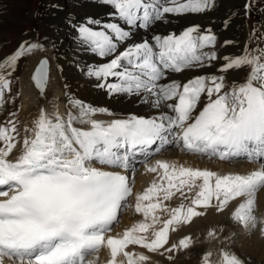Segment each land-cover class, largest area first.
Masks as SVG:
<instances>
[{"label":"snow or ice","instance_id":"obj_1","mask_svg":"<svg viewBox=\"0 0 264 264\" xmlns=\"http://www.w3.org/2000/svg\"><path fill=\"white\" fill-rule=\"evenodd\" d=\"M92 2L111 8L107 20L89 16L74 24L69 21L77 47L107 60L99 66L86 65V76L98 81L94 87L109 96L143 99L153 115L131 114L102 122L92 117L114 113L73 98L70 107L76 111L67 120L58 113L49 116L44 109L39 111L32 128L25 129L21 153L15 159L9 157L20 143L17 126L11 120L10 127L0 126V264L6 259L11 264H94L89 257L102 247L110 252L109 264H148L149 255L137 256L130 248L138 246L159 255L187 250L194 246L191 238L170 244V231H179L209 210L224 214L241 199L244 202L230 213L232 230L227 239L215 231L208 236L233 248L223 251V264H245L234 252L235 229L264 239V216L256 214V194L264 189V48L259 47L264 32L250 33L257 42L254 52L245 45L241 55L224 56L217 73L180 83L170 76L211 67L219 58L211 28L202 31L193 25L180 34L153 33L150 39L129 41L137 32L147 33L158 23L170 22L169 15L212 11L216 0ZM250 10L246 0V15ZM229 23L226 18L225 30ZM232 43L226 41L225 46ZM37 48L22 43L0 62V107L2 90L10 88L3 70L10 69V77L18 61ZM244 69L250 71L242 82L226 83L228 73ZM47 76L45 59L32 77L41 94ZM168 146L226 163L245 158L260 169L218 174L161 161L147 167L142 159L139 162L145 163L147 172L162 170L159 182L135 196V212L145 222L117 237L109 236L134 195V181L127 173L135 172L136 158H147ZM177 194L190 203L169 209L164 202ZM158 211L168 218L161 220ZM211 256V252L205 254L204 264H212Z\"/></svg>","mask_w":264,"mask_h":264},{"label":"bare ground","instance_id":"obj_2","mask_svg":"<svg viewBox=\"0 0 264 264\" xmlns=\"http://www.w3.org/2000/svg\"><path fill=\"white\" fill-rule=\"evenodd\" d=\"M56 1L62 3V1L64 0H56ZM68 1L77 2V0H68ZM83 1L87 2L86 8L88 11H90L89 15H91V17H98L101 18L102 20L108 19L107 14L112 11L110 7L93 3L92 0H82V2ZM219 1L226 4V11L224 12L223 16L217 18L215 15V10L217 8L216 6L217 5L219 6L218 3ZM219 1L216 0L215 8L212 11L206 12L205 14H195L194 16L196 17V19L192 23L182 21L180 20L181 19L180 17L175 18L176 15H169L168 20L170 22L158 23L157 25H160L159 28H157L156 25L153 29H151V31H148L147 33L143 31L137 32L134 41H129V43L138 42L142 38L150 39L153 33H157L162 36L170 33L180 34L184 29L193 25L200 26L202 31L211 28L214 34L215 35L217 34L216 36L218 42L216 41L215 44V51L217 53L218 51L216 49V46L217 43L218 45L220 43L218 38L220 36L219 34L222 35V40L224 41L222 43V46H219V54H218L219 58L216 61L212 62L211 67H207V66L204 67L205 70L203 71L201 70H197V71L191 70L189 72L185 71L183 73L174 74L170 76V79L176 80L180 83H184L187 82V80L199 75L217 73L219 66L223 63L222 58L224 56L228 55L235 57V56H239L240 54L241 51L240 49L242 47L241 41L243 40V35H244V27H243L244 18L239 17V14H237L236 10L234 11L235 9L234 5L237 3H242L243 6L246 5V0H219ZM74 6H75L74 4L71 5L73 9ZM67 13L68 12L64 10V7L58 8L56 14L58 17L57 19L59 20L62 19L63 17L66 16ZM235 13L238 15V17H234ZM85 18H83L80 21H83ZM226 18L230 20V23L227 29L225 30L223 22L225 21ZM47 19L49 20L50 17L48 16ZM53 21L55 22V20ZM57 34H58L57 35L58 40L57 41L55 40L54 44L52 45V47L54 48L52 54H53V58L55 59L54 61L55 65L59 67L61 71V75L63 77L62 79L63 88L60 85V82L57 80L56 77L57 75H55V70H54L55 66L53 65L52 76L50 79L48 92H47V96H49L51 92L55 94L53 105H50L49 103L46 104V102L40 101L38 99V93H37L38 91L34 88V86L32 85L29 79L35 64L41 57L42 53L40 51L34 50L32 53H28V55L26 54L23 58H21L18 61L16 70L12 72L10 77L7 75L10 69L6 67L3 70L6 78L9 79V82L11 80L14 81L18 80L21 82V87L19 89V92L21 94L23 116L24 115L32 116L35 117L36 119L39 114V111L41 109H44L49 116H53L55 113H58L62 118L68 117V115L67 116L63 115V113L67 111L65 110V108L69 109V112L67 111V114L75 113L76 111L74 108L70 107V101L73 98H79L81 101L87 103L88 105L95 106L98 108L109 109L111 110L112 113H114V115L97 114L94 117H92L93 119L102 122H109L112 119H116V118H126L127 115H131V114H135L138 117H150L153 115L154 110L151 109L149 107V104L146 103L143 99H138L136 97L128 98L122 95L109 96V94L106 91L94 87V85H96L98 81L88 78L86 76L85 66L88 64H94L99 66L107 62V60L97 58L95 55L87 54L81 50H80V54H72L73 57H70L71 54H67L65 52L68 46V42L64 38L65 32L58 29ZM73 36H76V33L74 31H73ZM226 41H233L234 43L225 46ZM23 44H25L26 46L31 44L37 45L35 39L27 40L23 42ZM123 48L124 46H121L120 50L122 51ZM8 56L3 58L0 57V62H2ZM81 69H84V71H81ZM244 71L245 70L228 73L227 82L231 83L234 80H238V82H242L241 81L242 77L243 79H245L246 77L244 76V74H246L244 73ZM240 77L241 79H239ZM75 80H79L80 81L79 84H75L74 83ZM164 82H168V81H164ZM56 103L57 105H55ZM4 109L5 107L3 104V106L0 107V122L4 121L5 122L4 124H6V122H8L9 120L7 121V119L5 120L3 119V117L8 116L9 113L4 111ZM16 122L17 121L15 120V123ZM4 124H0V126L10 127V125H4ZM75 126L86 127L80 124H76ZM16 157L17 156H12L9 157V159H15ZM160 160L167 161L170 164H175L177 166H186V167H192L194 169L198 168L201 170H211L217 172L218 174H227V173L248 174L253 170L260 169V165L254 163L241 165V163L237 164V163L221 162L218 159L209 158V160H206L204 157H201L199 155L188 154L184 152L182 149H178V148L176 151H171L167 156H161ZM155 164H156V160L153 159L150 163L147 164V167L154 166ZM96 166L100 167L99 165ZM161 174H162V170H160V172H158L157 174L147 172L146 165H143L140 174L133 178L134 195L131 198L132 202L136 203L135 200L136 195L143 194L147 190V188L152 185L153 182H158L157 178ZM256 196H257L256 214L258 216H263L264 189L258 191ZM164 203L169 209H171L180 206L182 203L185 206H187L190 203V201L182 200L179 197V194H177L170 201ZM239 203H241V200L233 202L229 210L224 214H220V215L209 210L206 215L194 218L190 224L180 226L179 231H175V230L170 231L169 234L170 244L178 243V241L183 238H191V240L194 242V246H190V248L187 250L174 251L171 254L164 252L165 255H167V258H169L170 264H191L190 260H192L193 263L195 260L199 261L200 258L204 262L203 258L205 254L208 252L212 253L211 256L212 264H220L219 259L222 258V255L220 254L222 252L221 246L223 245H221L219 240L212 242L211 238L208 236V233L210 231H215L217 236H221V233L226 234L227 232L231 231L232 221L229 219V216L230 213L235 210V208L238 206ZM157 215L160 216L161 220L168 218L166 214H160L159 211L157 212ZM123 219L125 220V223H123L124 231L131 229L138 223L145 222L143 215L136 213L134 208L130 214H127L126 216L121 218L122 222ZM235 231L240 232V229L237 228V230ZM236 238H237V242L240 243V246L237 243L234 252L239 256V258H241L243 261L247 262L248 264H264V239H260L258 234L250 236L251 239L249 241L246 240L247 236L244 234H240ZM222 239H226V237L223 236ZM253 243H256L257 245H254L252 247V249H254L255 252L252 255L250 253L252 251L250 248ZM225 249H227L228 251H233V249H228V247ZM130 250L134 252L137 256L140 254L149 255L150 260L148 264H161L159 258L161 256L159 254L148 253L146 250L141 249L138 246L131 247ZM103 253L104 254L107 253V256L110 259V255L108 251H103ZM177 254L178 256H176ZM175 256L177 257V259H175ZM183 260L186 261L183 262ZM5 264H11V262L5 261Z\"/></svg>","mask_w":264,"mask_h":264},{"label":"rangeland","instance_id":"obj_3","mask_svg":"<svg viewBox=\"0 0 264 264\" xmlns=\"http://www.w3.org/2000/svg\"><path fill=\"white\" fill-rule=\"evenodd\" d=\"M81 2L82 0H79V1L77 0V2L64 0L62 1V3L57 2L56 0H0V57L3 58L8 55H11L12 53H14V51H16L20 47L23 40H26L32 36L31 39L35 38L36 43L38 45V48L36 49V51H40L42 53L41 55H47L50 57L52 64L55 66L54 70H55V75H57L56 76L57 80L60 82V85L63 88V82H62L63 77L61 75V71L59 67L55 65V62H54L55 59L53 58V54H52L54 48L52 47V45L54 44L55 40L56 41L58 40L57 33L59 29L65 32L66 34L64 38L68 42V46L65 52L67 54H71L70 57H73L72 54H80V49L77 47V43L74 40L75 36H73V28L70 25L69 21H71L74 24L76 22H79L85 17L91 16L89 15L90 11H88L86 8L87 2L85 1H83L82 3ZM218 3H219V6L217 5L216 6L217 8L215 10V15L217 18L220 16H223L224 12L226 11V4L221 1H219ZM248 3L251 5L250 15H246V12H245L246 5L243 6L242 3H237L234 5L235 6L234 11L236 10L237 14H239V17L244 18L243 19L244 35H243V40L241 41L242 47L240 49L241 51L239 55H241L242 50L245 48V45H247L248 50L250 51L254 52V50L256 49L257 42L255 39L252 38L250 33H253V31L256 30V36H260L262 32H264V28L261 27V26H264V0H248ZM72 4L75 5L74 9L71 7ZM55 5H58L59 8L64 6L65 10L68 12L65 16L66 18L63 17L60 20L57 19L58 17L56 16L55 11H54L57 8L55 7ZM237 14L235 13L234 17H238ZM194 15L195 14L181 15L180 20L186 21V22H193L196 19ZM48 16L50 17L49 20L47 19ZM53 20H55V22ZM219 35L220 36L218 38H219L220 43L219 45L217 43V46H216L218 54H219V46H222V43L224 42L222 40V35L221 34ZM31 39H28V40H31ZM259 47L264 48V43H260ZM53 65H52V68H53ZM244 70H245L244 73L249 74V71H250L249 69H244ZM245 75L246 74H244V76ZM241 77L239 79H241ZM243 80L244 79L242 77L241 81ZM79 82H80L79 80L74 81L75 84H79ZM232 82L239 83L238 80H234ZM226 83L231 84L230 82H227V81ZM20 87H21L20 81L11 80L10 88L3 89V92H4V103L3 104L5 107L4 111L9 113L8 116L3 117V119L5 120L7 119V121L11 120L14 122L15 120L17 121L15 123L17 126V130H18L17 140L20 141V143H17V147L14 150L12 156L20 155L21 149H22V141L26 135L25 129L26 128L31 129L33 126V122L35 120V117L22 115V100H21V94L19 92ZM47 97H48L47 100L44 102H46V104L49 103L50 105H53L55 94L51 92L49 96ZM55 105H57V103ZM65 110L69 112L68 108H65ZM67 111L63 113L64 116L69 115L67 114ZM63 118L67 120L68 117H63ZM4 123H5L4 121L0 122V124H4ZM4 125H9V124L6 122V124ZM28 134L30 135V133ZM172 149L173 148H168L166 149V151L168 150L171 151ZM241 202H244V201L241 199ZM236 232L239 233L237 235L239 236L240 232L238 231ZM251 238L250 236H247L246 240L249 241ZM237 243L240 246V243L239 242ZM254 245H257V244L253 243L250 248L252 250L250 252L252 255L255 253L254 249H252ZM160 256H161L159 257L160 262L164 261L165 264H170L169 262L170 260L169 258H167V255H165V253ZM176 256H178V254ZM176 256H175V259H177ZM166 259L168 262L166 261ZM185 261L186 260H183V262ZM190 261H191L190 262L191 264H202L203 262L201 258L199 259V261L195 260L194 261L195 263L194 262L192 263V260ZM219 263L223 264V255H222V258L219 259ZM246 263L247 262H245V264Z\"/></svg>","mask_w":264,"mask_h":264},{"label":"water","instance_id":"obj_4","mask_svg":"<svg viewBox=\"0 0 264 264\" xmlns=\"http://www.w3.org/2000/svg\"><path fill=\"white\" fill-rule=\"evenodd\" d=\"M45 59L48 61L47 58H43L41 61H43V60H45ZM41 61H40V62H41ZM40 62H39L38 65L36 66V69L39 67ZM36 69H35V71H36ZM35 71H34L33 75L35 74ZM33 75H32V77H33ZM48 77H49V61H48V76H47V81H46L45 90H46L47 83H48ZM32 81H33V80H32ZM33 82H34V81H33ZM34 84H35V83H34ZM38 90H39V89H38ZM44 92H45V91H44ZM39 96H40L41 99H44V93L41 94L40 91H39Z\"/></svg>","mask_w":264,"mask_h":264}]
</instances>
